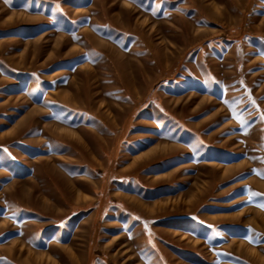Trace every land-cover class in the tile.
Listing matches in <instances>:
<instances>
[{"label": "rangeland", "instance_id": "rangeland-1", "mask_svg": "<svg viewBox=\"0 0 264 264\" xmlns=\"http://www.w3.org/2000/svg\"><path fill=\"white\" fill-rule=\"evenodd\" d=\"M262 116L264 0H0V264H264Z\"/></svg>", "mask_w": 264, "mask_h": 264}, {"label": "snow or ice", "instance_id": "snow-or-ice-1", "mask_svg": "<svg viewBox=\"0 0 264 264\" xmlns=\"http://www.w3.org/2000/svg\"><path fill=\"white\" fill-rule=\"evenodd\" d=\"M77 39H78V38H77ZM252 103H253V104H255V101L253 100V101H252ZM261 119H264V116H262V117H261ZM61 223H63V222L61 221ZM210 227H211V226H210ZM216 234H217V235H219V233H216ZM247 238H248L249 240H251V239H252L250 236H249V237H247Z\"/></svg>", "mask_w": 264, "mask_h": 264}, {"label": "bare ground", "instance_id": "bare-ground-1", "mask_svg": "<svg viewBox=\"0 0 264 264\" xmlns=\"http://www.w3.org/2000/svg\"><path fill=\"white\" fill-rule=\"evenodd\" d=\"M212 162V164H213V161H211ZM211 165V164H210ZM185 235V234H184ZM187 236V235H186Z\"/></svg>", "mask_w": 264, "mask_h": 264}]
</instances>
